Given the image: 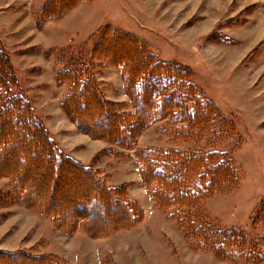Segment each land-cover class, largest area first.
I'll list each match as a JSON object with an SVG mask.
<instances>
[{
  "label": "rangeland",
  "instance_id": "rangeland-1",
  "mask_svg": "<svg viewBox=\"0 0 264 264\" xmlns=\"http://www.w3.org/2000/svg\"><path fill=\"white\" fill-rule=\"evenodd\" d=\"M47 1L0 0V48L35 114H42L59 138L65 137L66 126L73 121L61 109L66 85L58 83L56 75L67 67L79 71L81 66L98 82L103 96L119 104V111L132 110L121 68L98 61L93 51L106 27L147 41L157 59L187 70L224 122L216 123L214 130L177 138L175 125L165 118L139 130L136 144L183 152L218 151L232 160L240 171L238 185L205 195L195 207L198 222L235 229L244 245L234 251L231 261L211 248L193 250L187 232L171 216L176 208L155 205L142 182L139 163L133 156L104 153L112 146L98 139L105 147L87 164L107 184L126 185L144 217L131 227L94 237L82 231L67 233L36 208L2 200L0 249L50 255L67 264H264V224L253 220L264 200V0H79L59 18L48 17L37 26L32 13ZM241 27L244 36L237 39ZM228 57L233 58L230 71L223 60ZM39 60L46 64L37 68ZM242 68L249 71L241 78ZM244 83L247 86L241 87ZM71 137L69 142H77ZM11 186L10 177L0 176V197Z\"/></svg>",
  "mask_w": 264,
  "mask_h": 264
},
{
  "label": "trees",
  "instance_id": "trees-1",
  "mask_svg": "<svg viewBox=\"0 0 264 264\" xmlns=\"http://www.w3.org/2000/svg\"><path fill=\"white\" fill-rule=\"evenodd\" d=\"M78 1L48 0L32 13L36 25L48 17L59 18ZM93 55L121 68L132 110L119 111V104L103 96L83 66L79 71L67 67L57 72V82L66 85L61 109L81 132L112 146L104 153L133 156L155 205L176 208L171 216L187 232L193 250L211 248L219 257L233 260L234 251L244 245L240 233L198 222L195 206L209 193L238 185L240 171L235 163L218 151L137 146L135 140L139 130L157 120L166 118L175 125V136L186 138L214 130L223 117L189 79L186 69L157 59L150 43L138 36L106 27ZM16 82L10 59L0 48V176L12 181L0 202L34 207L67 233L82 231L94 237L140 221L143 209L126 192V185L107 184L97 169L66 154ZM221 129L219 135L224 133ZM253 220L264 224V200ZM0 264L67 263L50 255L0 249Z\"/></svg>",
  "mask_w": 264,
  "mask_h": 264
},
{
  "label": "crops",
  "instance_id": "crops-1",
  "mask_svg": "<svg viewBox=\"0 0 264 264\" xmlns=\"http://www.w3.org/2000/svg\"><path fill=\"white\" fill-rule=\"evenodd\" d=\"M34 27H35V24H34ZM251 25H248V28L247 30L245 31H250L251 30ZM240 30H236V37L237 39L241 38L244 36V28L241 27V28H238ZM256 32V31H255ZM253 35V34H252ZM197 39V38H196ZM239 51H242L239 50ZM245 54V53H244ZM46 58L42 56L41 60H45ZM41 60H39L38 62V66H36L37 68L38 67H41L39 65H42L44 66L46 63L45 62H42ZM225 62H226V66H227V70L230 71L233 66V58H230L228 57L227 59H223ZM49 67L51 69V64H49ZM34 66V65H32ZM236 67V66H235ZM234 68V67H233ZM216 70L221 73V71L219 69H216L215 68V72ZM227 70H225V72H227ZM248 69L246 68H242V72H240V77L242 78L243 76L247 75L248 74ZM247 73V74H246ZM244 74V75H243ZM244 81V80H243ZM249 80H247L246 82H248ZM247 86L246 83L243 84V86L241 87H245ZM59 111L61 112V110L59 109ZM38 113V112H37ZM62 113V112H61ZM63 114V113H62ZM38 117L40 119L43 120L45 126L47 127V129L50 131V133L52 134V137L57 141L59 142L58 145L60 146V148L68 155H70L71 157H73L74 159L80 161L81 163L85 164V165H88L87 163H91V159L93 158V156L95 154H97V152H99L100 150L104 149L105 147V143L102 141V140H98V139H93L91 137H89L87 134L79 131L76 127V125L71 122L70 126H66V132H65V137L63 138H59L57 133L52 131L49 126H48V123L46 121V119L44 118V116L40 113L37 114ZM64 117V116H63ZM66 120H68L66 118ZM72 136V137H71ZM69 137H71L73 140L75 139H78L77 142H69ZM70 138V139H71ZM98 143V145L94 144V143ZM101 144V145H100ZM80 147L79 149H75L76 147ZM97 167V166H96ZM99 167V166H98ZM126 180V179H125ZM128 180V179H127ZM130 181V180H129ZM117 182H115L114 184H116Z\"/></svg>",
  "mask_w": 264,
  "mask_h": 264
}]
</instances>
